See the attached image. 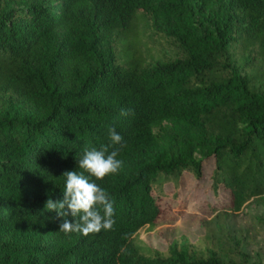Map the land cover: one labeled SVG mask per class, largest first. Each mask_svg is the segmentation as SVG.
I'll return each instance as SVG.
<instances>
[{
  "label": "trees",
  "instance_id": "16d2710c",
  "mask_svg": "<svg viewBox=\"0 0 264 264\" xmlns=\"http://www.w3.org/2000/svg\"><path fill=\"white\" fill-rule=\"evenodd\" d=\"M148 18L162 21L179 57L145 64ZM254 61L264 65V0H219L216 10L210 0L0 6V264H227L171 250L148 258L133 239L165 214L154 188L184 172L200 180L205 160L213 193L227 190L222 210L239 215L264 196V71L244 73ZM109 128L122 136L112 146L122 166L96 183L114 223L65 235L45 202L62 198L60 175L82 171L81 149L107 145Z\"/></svg>",
  "mask_w": 264,
  "mask_h": 264
},
{
  "label": "rangeland",
  "instance_id": "374dc122",
  "mask_svg": "<svg viewBox=\"0 0 264 264\" xmlns=\"http://www.w3.org/2000/svg\"><path fill=\"white\" fill-rule=\"evenodd\" d=\"M31 1L0 0V6L14 7ZM210 1L212 10H216L219 0ZM200 23L204 30H209V13ZM139 32L138 47L146 65L180 56L161 20L148 18L140 23ZM121 44V36H115L111 43L113 51L118 52ZM62 45H65L63 39ZM262 71L264 65L254 61L244 73L250 76ZM212 170L213 160H205L200 180L184 172L175 186L164 181L161 188H154L165 214L155 228L142 229L133 239L146 257H166L171 250L185 261L214 255L229 264L238 262L243 254L248 264H264V196L248 201L239 215L225 212L221 205L228 199L227 190L220 188L217 194L213 193ZM174 211L178 213L175 215Z\"/></svg>",
  "mask_w": 264,
  "mask_h": 264
},
{
  "label": "clouds",
  "instance_id": "9594fccd",
  "mask_svg": "<svg viewBox=\"0 0 264 264\" xmlns=\"http://www.w3.org/2000/svg\"><path fill=\"white\" fill-rule=\"evenodd\" d=\"M121 115H128V112L122 110ZM107 134V145L81 149L76 168L82 171L66 170L60 175L63 177L62 198L57 201L48 198L45 202V209L54 211L61 220L58 231L65 235L96 233L110 229L114 223L110 194L96 183L107 175L116 174L122 166L119 149L112 147L122 146V136L113 128H109ZM69 216L73 218L71 221Z\"/></svg>",
  "mask_w": 264,
  "mask_h": 264
}]
</instances>
